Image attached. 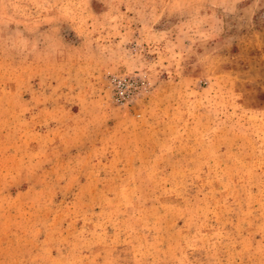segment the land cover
I'll return each instance as SVG.
<instances>
[{
  "label": "rangeland",
  "instance_id": "374dc122",
  "mask_svg": "<svg viewBox=\"0 0 264 264\" xmlns=\"http://www.w3.org/2000/svg\"><path fill=\"white\" fill-rule=\"evenodd\" d=\"M0 264H264V0H0Z\"/></svg>",
  "mask_w": 264,
  "mask_h": 264
}]
</instances>
